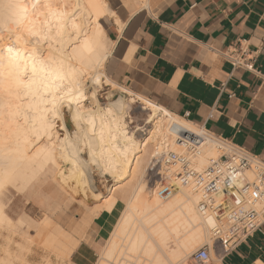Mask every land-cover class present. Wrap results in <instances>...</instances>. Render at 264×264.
<instances>
[{
  "label": "bare ground",
  "instance_id": "bare-ground-1",
  "mask_svg": "<svg viewBox=\"0 0 264 264\" xmlns=\"http://www.w3.org/2000/svg\"><path fill=\"white\" fill-rule=\"evenodd\" d=\"M23 3L29 12L22 22L0 18V227L7 228L12 222L4 210L8 200L4 204L5 190L23 192L46 165L51 163L58 170L52 179L54 187L65 186L67 193L75 189V171L68 167L79 162L82 149L78 147L82 145L88 157L86 163L93 164L100 175L112 179L125 177L129 181L112 194L106 207L110 210L117 200L123 202L127 197L128 212L118 222L120 229L118 225L117 228L121 234L129 235L126 239L131 240L130 251L139 250L145 243L138 219L161 204L155 193L150 198L145 193L146 167L142 170V166L150 147L152 156L168 148L181 153L175 136L182 131L197 135L199 130L139 98L152 113L153 127L138 142L127 130L125 120L134 102L132 93L124 91L127 97L117 91L115 103L105 108L97 104L95 93L86 96V79L101 87L103 65L112 46L99 21L106 7L102 0H23ZM69 6L75 8L74 14ZM103 83L117 90L112 82ZM88 98L95 109L80 107ZM166 115L168 119L164 118ZM55 119L60 129H65L62 136L55 132ZM73 133L78 139H74ZM60 149L64 151L62 156ZM213 157L217 155L211 144H203L195 164L203 167ZM171 190L168 204L162 208L166 204L162 201V209L149 218L156 221L163 214L174 212L164 222L165 218H161L162 225L155 228V234L164 243L168 241L167 235L178 234L180 228H191L200 236L202 216L196 208L199 196L175 181L171 182ZM202 219L206 228L211 225V219ZM13 224L8 226L9 230H14ZM142 224L144 227L145 223ZM194 239L193 234L186 244ZM113 250L108 248L102 260L111 258Z\"/></svg>",
  "mask_w": 264,
  "mask_h": 264
},
{
  "label": "crops",
  "instance_id": "crops-1",
  "mask_svg": "<svg viewBox=\"0 0 264 264\" xmlns=\"http://www.w3.org/2000/svg\"><path fill=\"white\" fill-rule=\"evenodd\" d=\"M106 1L113 16L102 20L112 45L104 78L132 93L135 103L143 98L264 162V0ZM239 48L251 70L226 60L225 53ZM47 175L41 172L16 194L50 195L37 215L44 227L51 226L49 237L61 244V252L73 248L67 264H96L98 252L103 253L97 264H106L121 248L131 260L138 250L130 251L131 240H123L129 235L117 228L123 202L117 200L108 210L105 201L112 195L90 207L59 200L60 187ZM107 240V247L100 249ZM110 247L113 255L102 260ZM180 247L171 251L174 261L168 255L163 260L196 264ZM208 252L210 258L202 264H264V224L233 250L225 252L214 244ZM50 261L65 264L54 257Z\"/></svg>",
  "mask_w": 264,
  "mask_h": 264
},
{
  "label": "rangeland",
  "instance_id": "rangeland-1",
  "mask_svg": "<svg viewBox=\"0 0 264 264\" xmlns=\"http://www.w3.org/2000/svg\"><path fill=\"white\" fill-rule=\"evenodd\" d=\"M102 2L105 3L106 6L105 9L103 10L102 16L99 18L100 23L103 25L102 20L113 16V14L110 11L106 10L109 9L107 1L102 0ZM67 8L71 11V14L72 13L74 14L75 8H73L72 6H69ZM88 80L89 79H86L85 81L86 96L90 95V93H95L97 104L102 108H105L106 106L115 103L116 97L118 95L117 91L119 92L121 91L123 95H126L128 97V95L125 94L124 91L125 92H129V91H126L125 89L122 88H118L117 86H116L117 90L111 89L110 86L105 85L103 83V81L106 80L104 76H102V84L101 87L99 88L90 84L91 81ZM136 100L137 98L134 97V102L131 103V109L129 110L128 116L126 117L125 120H126L127 130L133 133V138L136 141L141 142L143 141L144 138L148 136L150 129L153 127L152 117H151L152 113L144 105L142 106L138 102L135 103ZM80 107L82 109L88 110V109H95L96 106L91 101V99L88 98L81 104ZM164 118L168 119L169 117L168 115H166L164 116ZM54 127L57 135L62 136V134L65 133V129L62 130L60 129L59 121L57 119H55ZM72 135L74 139H78V136L75 133H73ZM170 140H171V136L169 137V141ZM211 146L215 150V147L213 145ZM78 148L82 149L80 157L78 158L79 162H77L73 166L69 165L68 167L75 171L76 181H77L76 187L74 190L67 193L65 186H59L60 187L59 189L61 190V191L59 190L60 192L58 193L61 195L59 200L73 199L82 206H86V207L94 206L95 203L104 202L103 199L107 197H111L112 194L116 193L121 187H123L127 182H129L128 180H124L125 177L112 179L106 175L105 176L100 175L99 170L96 169L93 164L86 163L88 157L83 149V146L79 145ZM152 150L153 147L151 146L150 147L151 156L150 153L149 155H147L146 161L142 166V170L146 167V172L143 175V179L145 180V189H146L145 193L147 196H149V198L150 196L152 197L151 194L155 193V195H157L161 199V204L159 207L155 208L153 212H150L138 219V223L141 222L139 223V226L142 228L144 232L145 244L143 246H145V248H141L136 253H134L131 260H127V257L124 254L125 249L121 248L118 251L117 255L109 259V261H107L106 264H124V263L171 264L175 258L172 257L171 251L173 249H178L179 245L185 250L184 253H182V255H186V256H189L196 248H199L204 243H208V245L212 246V242H210V236L208 230L205 226V223L203 222L202 217L200 218L201 224H199L200 229H202V231L200 230L199 233V235L201 234L200 236H196V231L191 230V228L189 229L188 227L187 228L185 227L186 229L180 228L178 234L173 233V235L172 234L167 235L168 241H165L164 243L160 241L159 237L155 234V230H156L155 228L162 225L161 218L162 217L165 218V219L162 218V221L164 222L174 212L172 213L170 212L171 214L165 213L162 215L161 218L159 217L160 219L157 218L156 221L155 220L149 221V218L152 217V215L156 214L158 211L164 208L165 205L168 204V202L171 200V198L168 195L172 191L171 190L172 181L164 180L160 178L158 175H156L154 169L153 170L148 169L151 168L150 161L152 158ZM167 150L169 151L171 149L168 148L166 149V151ZM59 151H60L59 154L62 156L64 154V151L61 149ZM215 152L218 157L220 153H218L217 150H215ZM217 157H213L212 159H216ZM205 166L200 168H198L197 166L196 167L198 169H202ZM163 169L164 168H162V170ZM45 170L48 174L47 176L50 179L51 177L54 178L58 173L56 166H54L51 163L44 167L43 171ZM161 173L163 174V172ZM63 191L66 192L67 194L64 193ZM16 193L17 192L12 188H8L4 192L5 194L4 204L8 199L6 203L7 205L5 204L6 207L4 206V210L7 216L12 221L10 224H8V226L14 223L13 227L15 228L14 230H12L13 228L9 230L10 228H8V226H6L7 228L3 226L2 228L0 227V264H52L50 261V257H54L56 260H59L60 262L64 261L65 264H67V259L73 252V248L71 247L69 249V252L67 253L61 252L62 249L61 244H57L56 242L54 243V241L49 237V234L52 230L51 226L44 227L45 222H43L40 219L41 217L37 215V211L42 209L43 206L49 201L50 195L47 192H43V193H35L33 197H28L26 193L20 195H17ZM80 196L84 198L91 197V199H81ZM162 201L163 202L165 201L166 204H164ZM105 202H107L108 204L109 201H105ZM123 202H124L123 203L124 210L119 220V223L122 221V218L126 215L125 213L128 212L127 197H124ZM107 204L105 206H107ZM162 205L163 207L161 208ZM31 216L32 218H34L35 221L31 220L30 218ZM22 221L23 223H21ZM147 221L148 223H146ZM142 222L145 223L144 227ZM150 223L153 225H151ZM118 228H119V224H118ZM186 230L188 231V233ZM193 234L195 235V239H194L195 241L192 240L190 244H186L187 239L191 237ZM126 238L127 237L123 238V240L128 241V239ZM169 239H171L172 241ZM109 240L104 242L101 245L100 249H105L108 245ZM145 241L147 242V244ZM120 245L121 242H119V247ZM101 255H99L98 252V260ZM164 255H168L169 257L172 258L173 261L163 260ZM149 259L151 261H149ZM98 260L96 264L98 263Z\"/></svg>",
  "mask_w": 264,
  "mask_h": 264
},
{
  "label": "built area",
  "instance_id": "built-area-1",
  "mask_svg": "<svg viewBox=\"0 0 264 264\" xmlns=\"http://www.w3.org/2000/svg\"><path fill=\"white\" fill-rule=\"evenodd\" d=\"M244 54L239 48L224 56L233 67L251 70L252 64ZM197 129V135L182 131L175 136L181 153L155 152L150 170L154 169L164 180L193 189L199 196L198 213L212 220L207 227L210 242L229 252L264 224V162L242 147ZM209 143L220 155L198 169L195 159L200 155L202 145ZM208 247V243L201 245L190 254L191 260L196 264L207 262L210 258Z\"/></svg>",
  "mask_w": 264,
  "mask_h": 264
},
{
  "label": "snow or ice",
  "instance_id": "snow-or-ice-1",
  "mask_svg": "<svg viewBox=\"0 0 264 264\" xmlns=\"http://www.w3.org/2000/svg\"><path fill=\"white\" fill-rule=\"evenodd\" d=\"M33 7H36L33 4ZM29 9L23 3V0H0V18L13 19L14 22L20 23L28 15ZM11 52V49H8ZM35 72V68L33 69Z\"/></svg>",
  "mask_w": 264,
  "mask_h": 264
}]
</instances>
